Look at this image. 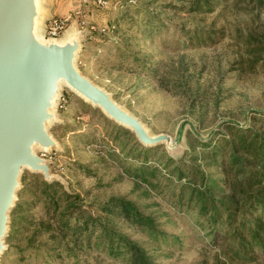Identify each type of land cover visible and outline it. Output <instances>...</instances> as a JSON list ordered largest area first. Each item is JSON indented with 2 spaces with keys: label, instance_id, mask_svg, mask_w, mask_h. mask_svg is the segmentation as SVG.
I'll return each instance as SVG.
<instances>
[{
  "label": "rangeland",
  "instance_id": "rangeland-1",
  "mask_svg": "<svg viewBox=\"0 0 264 264\" xmlns=\"http://www.w3.org/2000/svg\"><path fill=\"white\" fill-rule=\"evenodd\" d=\"M189 1L40 0L39 34L49 39L41 24L71 17L59 39L82 37L79 70L150 134H167L176 142L174 150L165 142L145 146L152 151L139 156L144 145L135 133L61 82L47 124L57 146L35 149L49 162L52 182L79 194L88 212L136 243L154 264H223L216 262L209 226L202 228V219L171 198L168 160L195 153L194 136L209 141L227 124L264 131V122L257 121L264 118V0H228L208 15L178 9ZM201 29L218 33L200 42L195 35ZM144 165L159 169L156 181L135 174ZM33 176L45 179L23 169L0 264H132L126 250L97 239L90 244L63 239L41 203L24 213L28 223L15 219L17 204L30 202L23 191L33 190ZM112 197L134 202L153 226L133 225L117 211L100 212ZM50 226L51 233L41 232ZM246 264H264V256Z\"/></svg>",
  "mask_w": 264,
  "mask_h": 264
},
{
  "label": "trees",
  "instance_id": "trees-1",
  "mask_svg": "<svg viewBox=\"0 0 264 264\" xmlns=\"http://www.w3.org/2000/svg\"><path fill=\"white\" fill-rule=\"evenodd\" d=\"M227 1L190 0L187 5L173 8L191 15H208ZM216 33L213 29H201L195 37L204 42L214 39ZM257 119L264 122V118ZM193 139L192 145L197 147L195 153L177 161L170 158L165 165L170 176L168 186L173 190L171 198L175 199L177 208L202 219V228L204 224L209 226L207 235L218 249L216 262L256 263L264 256V131L253 126L227 124L223 132L209 141L195 136ZM150 151L152 148L141 146L139 156L148 157ZM135 174L147 183L160 176L158 168L151 169L147 165L137 169ZM33 178L30 182L33 190L27 187L23 191L30 202L21 200L17 204L15 219L28 223L24 213L41 203L46 217L63 239L70 238L74 243L85 239L89 244L97 239L98 244L108 243L113 250H126L132 264H154L136 243L88 212L79 194L66 192L59 182ZM114 211L133 225L153 226L152 219L126 198L112 197L100 208L104 214ZM52 231L51 226L41 228L42 233Z\"/></svg>",
  "mask_w": 264,
  "mask_h": 264
},
{
  "label": "water",
  "instance_id": "water-1",
  "mask_svg": "<svg viewBox=\"0 0 264 264\" xmlns=\"http://www.w3.org/2000/svg\"><path fill=\"white\" fill-rule=\"evenodd\" d=\"M41 17L40 0H0V256L6 248L4 238L23 169L42 173L52 182L49 162L35 152L34 146L47 150L57 146L47 124L54 117L51 110L62 81L129 128L144 146L165 142L170 149L176 147L171 136L150 134L138 117L79 70V34L69 35L64 42L41 41ZM41 26L45 29L44 24Z\"/></svg>",
  "mask_w": 264,
  "mask_h": 264
},
{
  "label": "built area",
  "instance_id": "built-area-1",
  "mask_svg": "<svg viewBox=\"0 0 264 264\" xmlns=\"http://www.w3.org/2000/svg\"><path fill=\"white\" fill-rule=\"evenodd\" d=\"M71 17L50 18L45 24V32L49 39H58L68 28Z\"/></svg>",
  "mask_w": 264,
  "mask_h": 264
},
{
  "label": "bare ground",
  "instance_id": "bare-ground-1",
  "mask_svg": "<svg viewBox=\"0 0 264 264\" xmlns=\"http://www.w3.org/2000/svg\"><path fill=\"white\" fill-rule=\"evenodd\" d=\"M38 38L41 40V41H43V42H49V41H51L52 39H45L42 35H40V34H38ZM57 42H64V40H58V39H55ZM63 82V81H62ZM38 147H40L39 145H35L34 146V148L36 149V148H38ZM47 149V148H46Z\"/></svg>",
  "mask_w": 264,
  "mask_h": 264
}]
</instances>
